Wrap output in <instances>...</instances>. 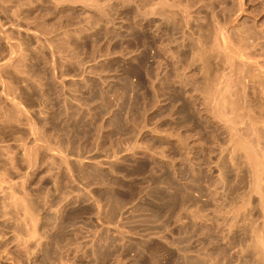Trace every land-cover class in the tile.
<instances>
[{
    "label": "rangeland",
    "instance_id": "obj_1",
    "mask_svg": "<svg viewBox=\"0 0 264 264\" xmlns=\"http://www.w3.org/2000/svg\"><path fill=\"white\" fill-rule=\"evenodd\" d=\"M141 1L106 0L108 15L87 19L79 8L62 9L61 15H78L79 27H71L67 37L58 36L49 47L44 35L37 40L18 29V23L33 24L36 16L46 13L49 0H0V29H7L0 33L8 32L12 44L21 43L26 56L19 63L22 69L19 65L9 73L0 67V264H256L233 258L237 246L216 225L196 224L190 217L179 223L177 215L201 198L194 176L188 174L183 181L189 193L185 202L168 211L167 203L180 181L162 160L141 151L133 153L131 144L143 140L142 144L156 145L157 138L141 131L140 125L148 115L161 128L173 126L172 105L180 100L189 108L176 110L177 120H189L190 113L192 120L200 122L198 109L188 98L197 96L196 107L202 98L203 80L191 64L199 40L213 36L219 26L236 35L263 27L264 0H244L251 15L243 12L241 16L239 0H170L187 4L189 17L177 9L176 13L166 10L159 31L152 28L145 37L141 30L136 37L133 7ZM43 26L39 28L47 30ZM0 39L2 61L8 49ZM59 50L69 60L59 59ZM163 65L173 80L159 92L170 102L160 109L156 99V107L154 103L148 108L147 88L150 98L154 97L153 86L159 85L157 74ZM223 70L230 72L232 67L226 65ZM8 98L22 102L26 118L16 117ZM260 102L264 106V98ZM33 146L39 155L29 164L24 153ZM14 196H26L33 204L38 219L34 237L36 226L13 204ZM260 226L261 217H257L256 227Z\"/></svg>",
    "mask_w": 264,
    "mask_h": 264
},
{
    "label": "bare ground",
    "instance_id": "obj_2",
    "mask_svg": "<svg viewBox=\"0 0 264 264\" xmlns=\"http://www.w3.org/2000/svg\"><path fill=\"white\" fill-rule=\"evenodd\" d=\"M49 3L51 5H46L44 8L46 13L36 16L33 24L32 22H28L24 26L20 25L21 23H18L19 27L16 25L19 30L26 31L28 34L37 38V40L41 34L44 35L46 37V42H49H47L49 47L57 41L58 36L64 35L67 37L68 31L71 27L77 26L80 23L79 20L77 21L78 15L76 13H71L69 15L62 13L61 15L59 11L62 9L69 7L75 9L79 8L83 13L82 18L86 19L92 16L94 17L95 14L101 16L108 15L106 0H49ZM239 4L238 7H240V13L238 16H241L243 12L249 13V11H246L245 7L247 2L239 0ZM232 5H234L233 2ZM232 5L229 6L231 7ZM176 9L186 14V17H189L187 4L182 5L171 2L170 0H142L140 3L135 2L133 7V25L137 28L134 32L136 37L141 30L145 37H149V31H151L152 28L155 29V31H159L163 25V19L166 18V10L176 13L174 11ZM252 9L253 11L255 10L253 7ZM17 11H15V13ZM56 14H58L59 17L56 18ZM252 16L254 17V15ZM260 16V21L264 23V15ZM250 18L252 21L255 19L252 17ZM18 19L20 20V18ZM244 19L245 21L248 20V18ZM19 20H17V22ZM12 24L14 25L15 23L12 22ZM41 24H43L47 30H44V28L42 29V27L40 29L39 25ZM0 26L2 28V25ZM138 26L141 29L138 28ZM257 27L258 28L254 30L246 29L244 33L236 35L230 30V28L226 29L219 26L213 36H207L208 38L204 40L205 42L199 40L200 45L193 55V63L191 61V64L194 65V68L192 69H197L201 75L199 76L203 80V86L201 85L202 88L198 87L201 88L199 92L202 98L198 99L199 101L197 100L198 107H196L197 102L195 100L197 96L193 100V98L190 97V94L188 98L190 100L189 102L192 103V107L198 109V120L202 123L192 120L190 113L187 114L189 120H186L188 122L186 120H177L175 117L177 115H175V111L181 109H183L182 111H188L189 108L186 103L181 102L182 100L177 104L172 105L174 113L171 114L170 112L172 116L170 117L171 121L174 123L173 126L169 125L170 127L161 128L159 123H153L152 119L144 114L146 117L144 116L145 119L140 125V130H146L152 133L157 138L158 143L156 145L153 144L152 146V143L142 144L143 140L141 142L136 140V143L134 141L135 144H131V146L133 145V149L131 147L128 148V152L129 149H132L131 151L135 154H139V151H141L142 153L144 152L145 155L147 154L162 160L168 167L169 171L175 174L176 179L180 181L182 186L178 183V186L175 187L176 192L174 196L167 203L168 211H171V208H173V205L176 203L180 202L182 204V202H185V196H188L189 193L185 189L186 186L185 188L183 187V184H185L183 181L188 174L193 175L195 179V189L199 192L201 198L193 201V207H184L186 210L177 215V221L184 224L186 218L190 217L196 224L203 223L216 225L217 228L219 227L221 229L223 233L222 236L224 235L223 237L229 243L237 246V250H235V252L233 251V258L251 259L255 261L256 264H264V106L260 102V99L262 100L264 98V26H260V28L259 26ZM3 29L0 30L3 31ZM7 33H0V37L4 39L6 42L5 47L8 49L5 57L2 58V61L0 60V67H2V70L4 68L7 72L11 73V70H18L19 65L22 69V63H19L25 56V53L23 52L25 50H23L22 46L18 45L21 43H17L16 45L18 46L12 44L11 40L9 41L10 36H8ZM184 33L185 29L181 31L182 36ZM203 35L205 36L206 34ZM140 39L138 38V40ZM43 44L46 46V43ZM148 45L149 44L146 45L147 49L149 47ZM17 51L19 52L18 54L16 53ZM53 52L55 53V51ZM54 53L52 58L54 57ZM57 53H59V59L65 58L69 60L70 58L65 56V51L59 50ZM60 65L62 64L60 63ZM226 65L232 67L230 72L223 70V66ZM165 66L167 65L165 64ZM165 66L162 67L161 71H156V73L158 72L157 78L160 82L158 86H153L154 97L150 98L151 90L149 86L147 88L146 99L148 108L150 107L149 105H154L156 99H158L157 108H160L162 105L166 106V102H170V100L167 101L169 98L164 97L161 95L162 93L159 92L161 86L164 87L166 83H170V81L173 80L168 75ZM189 71L191 72L188 68V71L185 72L188 74L190 73ZM20 74L21 73H19V75ZM132 74L134 76L137 75L135 72ZM196 74L198 75V73ZM150 75L152 74L150 73ZM198 83L201 82L198 81ZM144 85L146 86V84ZM253 86H258V90L250 93L249 90ZM179 87L181 88V86ZM195 91L196 90L194 89V92ZM185 95L188 94L185 93ZM119 98V100L122 99V97ZM13 99L14 98H10L9 100L8 98L11 104L16 108L18 114H15L16 117L26 118L24 107L21 106L22 102H20V105L17 103L19 102L17 99V101H14ZM177 101L178 100L176 99V102ZM154 106L156 107V103ZM141 107L144 106L142 105ZM16 117L13 118L15 119ZM133 124L135 125L137 123ZM137 125L139 126V124ZM138 126L136 127L137 129ZM139 134H141L140 131ZM137 138H139V135ZM35 141L37 142V140ZM33 147H31L30 150L26 149V152L24 151L29 164L35 163L36 158L39 155H37L38 152H36V148ZM38 150L39 149H37V151ZM122 151V154L125 153L124 150ZM168 180V184L173 186L174 183L171 181L172 178H168ZM182 192H184V194ZM236 201L237 203L235 204ZM13 204H15L16 207L19 206L22 208L25 218H29L35 226L38 224V219L33 210V204L29 203L26 196H14ZM257 217H261L260 228L256 227ZM36 233H38L37 226L32 231V237H34ZM224 261L227 260L224 259Z\"/></svg>",
    "mask_w": 264,
    "mask_h": 264
}]
</instances>
